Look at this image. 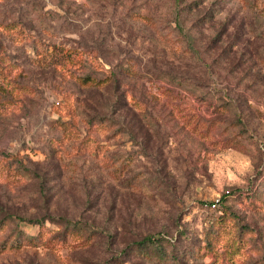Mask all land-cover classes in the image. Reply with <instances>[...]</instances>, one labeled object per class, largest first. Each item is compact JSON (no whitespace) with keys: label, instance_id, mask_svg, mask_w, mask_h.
<instances>
[{"label":"rangeland","instance_id":"rangeland-1","mask_svg":"<svg viewBox=\"0 0 264 264\" xmlns=\"http://www.w3.org/2000/svg\"><path fill=\"white\" fill-rule=\"evenodd\" d=\"M0 40V244L44 222L0 264H264V201L208 206L264 161V0H0Z\"/></svg>","mask_w":264,"mask_h":264},{"label":"trees","instance_id":"trees-1","mask_svg":"<svg viewBox=\"0 0 264 264\" xmlns=\"http://www.w3.org/2000/svg\"><path fill=\"white\" fill-rule=\"evenodd\" d=\"M2 45V42L0 40V47ZM74 68L71 70L69 69V73L71 76H73L80 84H96L100 83L102 79H100L97 75H93L92 71L83 70L81 67L82 62L73 61ZM3 67L4 64L2 63V60L0 59V77L4 78L3 75ZM126 68V67H125ZM80 69V73H77ZM110 74L114 75V71L111 69ZM62 123H66L63 122ZM257 145L259 146V142L257 140ZM264 159V158H263ZM20 161V160H19ZM257 200L264 201V161L263 163L258 167L257 171L252 174L250 177V181L247 183L244 187H237L232 190L223 191L222 195L220 197L219 203H217L214 207H211L210 209L216 210V213L221 216V218H226L232 214H234L232 210V206L241 204L244 206H249L253 204ZM12 215V214H11ZM42 218H25V217H18V222L16 228H14L8 238L3 241L0 246L2 247V250H5V248L11 249V248H19L24 243H31L34 241L37 237V234L28 233L27 230H24L21 226L22 222H25L28 224H38V226H41L44 222L41 220ZM45 219V218H44ZM5 222L4 219L0 220V229L2 228L3 223ZM168 240V239H167ZM170 241V240H168ZM149 242H155L156 244H159L160 237H155L153 235H145L142 239L137 241V245L143 246L148 244ZM163 253H161L162 255Z\"/></svg>","mask_w":264,"mask_h":264},{"label":"built area","instance_id":"built-area-1","mask_svg":"<svg viewBox=\"0 0 264 264\" xmlns=\"http://www.w3.org/2000/svg\"><path fill=\"white\" fill-rule=\"evenodd\" d=\"M219 201H220V197H216L210 204H208V206L214 207L217 203H219Z\"/></svg>","mask_w":264,"mask_h":264}]
</instances>
